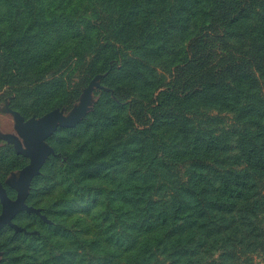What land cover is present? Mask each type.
Listing matches in <instances>:
<instances>
[{
	"label": "trees",
	"instance_id": "16d2710c",
	"mask_svg": "<svg viewBox=\"0 0 264 264\" xmlns=\"http://www.w3.org/2000/svg\"><path fill=\"white\" fill-rule=\"evenodd\" d=\"M93 82L33 264H264V0H0V101L38 118Z\"/></svg>",
	"mask_w": 264,
	"mask_h": 264
},
{
	"label": "rangeland",
	"instance_id": "374dc122",
	"mask_svg": "<svg viewBox=\"0 0 264 264\" xmlns=\"http://www.w3.org/2000/svg\"><path fill=\"white\" fill-rule=\"evenodd\" d=\"M94 87H97L95 82L85 89L78 102H76V104L70 109L66 110L63 108L60 110H53L45 114H51V116H53L52 121L50 122V128L44 132L41 138V145L47 148V152L42 167L38 173L31 175L28 180L25 190L26 196L24 198V204L35 212H27L23 210L15 215L12 219V224L16 226L18 230H15L9 225H5L0 229V264H7L6 257H9L7 254L10 253H13V255L12 257H9V261L17 258L20 260L19 264H33V262H35V253L26 247V244H28L27 242L30 241L31 237L40 240L43 236L53 230L55 224H53L51 219L45 214V212L47 213V206H49L48 200L44 199L39 203V195H37L38 190L42 189L45 184L44 171L48 165L47 163L49 159L51 157L59 156L55 153L51 138L59 129L74 128L81 120L85 119L89 112L92 111V106L95 102V94H93ZM45 115L38 118L30 117L25 119L17 111L11 109L6 100L0 101V151L5 152V147L11 146L13 151L23 158L22 167L10 172L2 182L0 181L5 189L8 199L11 201L16 198L15 185L17 184L20 171L30 164L31 157L28 153H36L31 137H27L28 133L38 128L39 122L43 121L42 119ZM1 170L2 168L0 167V172ZM33 183L35 184L34 194L29 200ZM1 211L2 207L0 204V215ZM73 215L74 213H72L67 220V224L75 226L78 219L76 215ZM94 222L95 221L91 219L90 224H93ZM22 248H26V255H24V258H22V255L17 254Z\"/></svg>",
	"mask_w": 264,
	"mask_h": 264
},
{
	"label": "water",
	"instance_id": "95a60500",
	"mask_svg": "<svg viewBox=\"0 0 264 264\" xmlns=\"http://www.w3.org/2000/svg\"><path fill=\"white\" fill-rule=\"evenodd\" d=\"M52 117L53 116H51V114L45 115V117L42 119L43 121L39 122L38 128L28 133L27 137H31V141L35 146L36 153H28L31 157L30 164L25 166L19 173L18 181L15 185V200L11 201L10 199H8L5 189L0 183V204L2 207L0 215V229L5 225H9L12 226L15 230H18V228L12 224V219L15 217V215L23 210L27 212H35L34 210L29 209L24 204V198L26 196L25 190L31 175L38 173V171L42 167L47 148L41 145V138L44 132L50 128Z\"/></svg>",
	"mask_w": 264,
	"mask_h": 264
}]
</instances>
